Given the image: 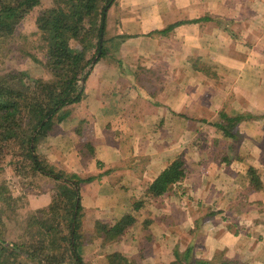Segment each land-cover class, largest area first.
Masks as SVG:
<instances>
[{
	"label": "crops",
	"instance_id": "1",
	"mask_svg": "<svg viewBox=\"0 0 264 264\" xmlns=\"http://www.w3.org/2000/svg\"><path fill=\"white\" fill-rule=\"evenodd\" d=\"M103 37L104 56L67 117L91 130L93 158L76 171L96 177L80 190L91 224L106 217L102 201L113 194L110 213L128 206L135 219L120 239L134 264H264V112L257 108L264 85L245 76L253 72L209 71H255L264 62V0H112ZM222 111L258 117L236 125L231 138L216 127ZM193 129L212 130L211 149L224 144L223 153L201 149L194 165L185 156L184 180L162 196L146 195L192 148ZM250 168L259 189L248 181ZM137 194L143 204L134 211Z\"/></svg>",
	"mask_w": 264,
	"mask_h": 264
},
{
	"label": "rangeland",
	"instance_id": "2",
	"mask_svg": "<svg viewBox=\"0 0 264 264\" xmlns=\"http://www.w3.org/2000/svg\"><path fill=\"white\" fill-rule=\"evenodd\" d=\"M56 1L57 3H55ZM61 4L60 0H40V8H56L61 6ZM246 5L249 6L251 4ZM103 38H101V42ZM93 43H95L94 39ZM74 47L76 50L81 51V45L78 42L74 43ZM258 49L261 56H264V45L260 42ZM94 50L90 48L83 51L85 59L91 61L85 68V77L78 82V86L81 89L86 84L88 73L92 72L96 64L91 66V62L97 55L94 54ZM45 52V44L41 39L40 33L31 22L30 16H28L16 25L12 35L0 37V75L11 76L17 74L9 80V85L22 90L30 87L31 89L27 90L29 92L34 87L36 80L52 81L54 78L45 66L47 62ZM209 67L211 74L219 73L221 70L222 74H233L236 71L253 72L252 75L245 76H251L253 80H256L258 88L264 85L263 59L258 62L255 71H253L255 66H238V70L229 72H224L226 69L221 66ZM235 78H237V73ZM235 78L233 76L229 77L225 81L226 84L232 86ZM228 89L230 90L229 87ZM230 93L233 95L232 91ZM28 97L32 98L33 94ZM254 106L256 107V104ZM73 107L74 104L64 107L58 115L65 116L66 114L65 119L56 123L44 137L36 142V154L44 162L46 169L52 172V176H45L38 171H33L30 162L24 157L23 152L14 142L8 143L7 146L6 144H3L4 146L0 144V241L4 242V245H0V247L7 248L6 244L12 243L16 244L22 251L20 255H17L16 252L12 253L13 255L10 257V251L7 250L3 257L1 255V264H6V260L11 262L18 260L24 264H36L35 262L27 261L23 253L25 254L27 251L32 253L34 249L40 251L43 246H45L47 251L44 250L47 254H56V256L61 254L65 242L61 241L60 238L69 236L68 226L71 218L68 213L70 212L71 203L64 193L65 189L69 188H77L80 201L81 211L78 215L75 211L73 212L71 227H74L75 222L79 225L76 231V247L83 264H134V261L126 258L127 253H123V248L121 247L120 249V240L105 242L103 234L96 232L97 222H114L115 220L111 219L120 216L121 213L123 214L122 216L131 215L128 214L129 208L128 206L126 207V200H123L126 208H122L120 205V207L110 213V205H112L114 200L113 194L105 196L102 206L109 208V210L104 211L106 217H99L94 224H91L90 221L92 218L91 210L88 211L82 207L80 190L82 187L85 188L86 184L94 181L96 177H80L76 173L78 169L88 165L89 160L93 158V154L92 152L89 153L90 148L87 147L90 144L88 140L90 139L91 130L81 128L79 125L74 128L72 124H68L69 118L67 117L73 111ZM257 108L264 112V101L259 100ZM254 113L256 114L252 115L248 112L241 115H247L250 119H254L258 117V113ZM235 115L237 114L228 112V117H234ZM181 131L182 129L179 128V132ZM192 131V137L189 139L192 142V148L183 150L173 161L177 158L185 160V156H187L189 158L188 163L194 165V161L190 159L195 158L197 151L201 149L203 152L201 155H205L208 152L223 153L224 144H221L219 149H211L209 142L214 140L212 130L193 129ZM209 163L207 162L208 165ZM100 164V162L96 163L98 170L103 168ZM203 168L204 162L201 161L199 169ZM105 172L112 174L108 170ZM56 175L62 178L55 180L54 176ZM87 179L91 180L85 181ZM78 180L82 181L78 182ZM248 181L254 185L249 174ZM256 182L260 183L262 187V183L258 178ZM76 183L79 184L75 185ZM148 187L149 185L147 189ZM137 197L138 194L133 197L134 203L139 201ZM46 230L50 231L48 236L45 235ZM52 237L58 239L56 242L60 243V247L51 252L47 245ZM115 255H119V257L113 259L112 256ZM70 261L68 259L63 264H73Z\"/></svg>",
	"mask_w": 264,
	"mask_h": 264
},
{
	"label": "trees",
	"instance_id": "3",
	"mask_svg": "<svg viewBox=\"0 0 264 264\" xmlns=\"http://www.w3.org/2000/svg\"><path fill=\"white\" fill-rule=\"evenodd\" d=\"M111 1L60 0L61 6L46 9L40 8V0H0V37L12 35L16 25L30 16L31 22L36 26L45 44L47 58L45 66L54 78L50 82L36 80L34 87L29 92L27 90H30V87L22 90L9 85V80L17 74L0 75V144L7 146L8 143L14 142L30 162L33 171H38L45 176H52V172L46 169L44 162L36 154V142L44 137L56 123L65 119L66 114L65 116L58 115L64 107L76 104L81 100L83 89L78 86V82L85 77V68L91 61L85 59L83 51L93 48L95 49L94 54L100 52L96 62L104 56L105 18ZM101 38L103 40L100 43ZM93 39L95 43H93ZM77 42L81 45V51L74 47V43ZM30 94H33L32 98L28 97ZM219 117L222 123L216 127L222 131L224 136L231 138H235L232 134L235 126L250 119L249 116L241 114L228 117V114L223 111L219 113ZM248 174L254 183V185L251 184L253 188L259 189L261 185L256 182L255 170L250 168ZM185 176V161L182 158H177L149 185L146 195L152 198L162 196L173 185L182 182ZM61 178L59 175L54 176L55 180ZM80 181L82 180H78V182ZM64 193L71 203L68 213L71 219L68 226L69 236L60 238L65 242L63 251L57 256L56 254H47V250L43 246L40 251L34 249L32 253L28 251L25 252L26 255L23 253L27 261L36 264H63L70 259L73 264H83L76 247V231L79 225L75 222L73 230L71 227L73 212L75 211L78 215L81 211L78 191L77 188H69L65 189ZM142 204L141 201L134 203L133 210L138 211ZM134 222L135 219L132 215H124L111 223L97 222L96 232L103 234L105 242L118 241L124 231ZM49 234L50 231L46 230L45 235ZM51 236L52 234L50 238ZM57 240L52 237L49 241L47 246L51 252L60 247ZM0 245H4V242L0 241ZM6 245L7 248L0 247V259H2L1 255L3 257V254L7 253V250L10 251V257H12V253L16 252L17 255L22 253L16 244L7 243ZM112 257L117 259L119 255ZM6 264L24 263L18 260L13 262L6 260Z\"/></svg>",
	"mask_w": 264,
	"mask_h": 264
},
{
	"label": "water",
	"instance_id": "4",
	"mask_svg": "<svg viewBox=\"0 0 264 264\" xmlns=\"http://www.w3.org/2000/svg\"><path fill=\"white\" fill-rule=\"evenodd\" d=\"M100 43H101V39H100ZM99 56H100V52H98V54L96 55L94 60L91 62V66L96 63V60H97V58H99ZM72 230H73V227H72Z\"/></svg>",
	"mask_w": 264,
	"mask_h": 264
}]
</instances>
